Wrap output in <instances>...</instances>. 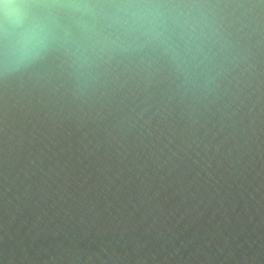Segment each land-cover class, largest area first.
Segmentation results:
<instances>
[{
	"label": "water",
	"instance_id": "obj_1",
	"mask_svg": "<svg viewBox=\"0 0 264 264\" xmlns=\"http://www.w3.org/2000/svg\"><path fill=\"white\" fill-rule=\"evenodd\" d=\"M138 2L0 75V264H264V0Z\"/></svg>",
	"mask_w": 264,
	"mask_h": 264
},
{
	"label": "clouds",
	"instance_id": "obj_2",
	"mask_svg": "<svg viewBox=\"0 0 264 264\" xmlns=\"http://www.w3.org/2000/svg\"><path fill=\"white\" fill-rule=\"evenodd\" d=\"M148 5L138 0H0V75H8L43 57L56 43H68L69 33L58 35V15L77 20L95 17L104 9L115 10V19L135 25L142 19L141 10ZM88 32V23L82 24Z\"/></svg>",
	"mask_w": 264,
	"mask_h": 264
}]
</instances>
